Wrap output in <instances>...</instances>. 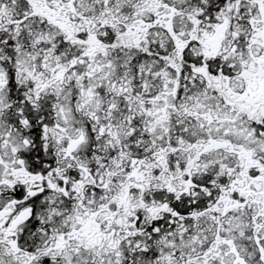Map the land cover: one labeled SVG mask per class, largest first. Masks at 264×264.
<instances>
[{
  "label": "snow or ice",
  "instance_id": "6c2138e0",
  "mask_svg": "<svg viewBox=\"0 0 264 264\" xmlns=\"http://www.w3.org/2000/svg\"><path fill=\"white\" fill-rule=\"evenodd\" d=\"M0 264H264V0H0Z\"/></svg>",
  "mask_w": 264,
  "mask_h": 264
}]
</instances>
